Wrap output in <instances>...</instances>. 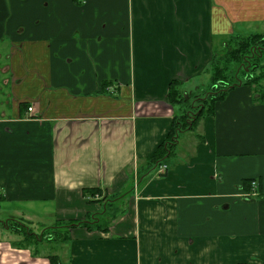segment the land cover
Instances as JSON below:
<instances>
[{
  "label": "crops",
  "instance_id": "1",
  "mask_svg": "<svg viewBox=\"0 0 264 264\" xmlns=\"http://www.w3.org/2000/svg\"><path fill=\"white\" fill-rule=\"evenodd\" d=\"M232 33H264V0H0V264H264L251 86L182 132L177 154L180 133L165 176L144 174L180 112L170 85L207 92L215 38ZM94 218L107 229L79 224ZM15 221L62 239L24 244Z\"/></svg>",
  "mask_w": 264,
  "mask_h": 264
},
{
  "label": "trees",
  "instance_id": "2",
  "mask_svg": "<svg viewBox=\"0 0 264 264\" xmlns=\"http://www.w3.org/2000/svg\"><path fill=\"white\" fill-rule=\"evenodd\" d=\"M230 38L226 42V46H222V50L218 53L217 48H214L213 57L209 63V73L211 75V89L207 91L202 98L194 99L193 103L201 100L197 106L198 112L190 113L186 112L181 115L178 112L174 118L171 129L160 145L157 147L153 155L147 160V168L144 169V174L150 169L158 168L164 164L165 160L175 155V147L178 143L179 135L185 132L200 119L207 115H213L215 113L216 103L223 100L226 94L239 86H251L253 88L252 101L255 103L264 104V88L262 91H258L254 88L255 84L263 85L264 81V33H251L247 35L235 34L229 36ZM232 37V38H231ZM231 40V41H230ZM230 41V42H229ZM229 42V43H228ZM258 71V72H257ZM106 83H104L105 85ZM177 83H172L168 92V100L170 104L176 106L180 110V104L184 101V97L176 87ZM260 88V87H259ZM256 94V95H255ZM255 95V96H254ZM180 96V97H178ZM208 103V107L205 109V105ZM185 104V102H184ZM182 104V105H184ZM191 103H189L190 106ZM25 106V104H22ZM166 172L159 173V176H165ZM253 179H243L242 185L245 192L250 191V185ZM95 194L97 190L91 191ZM105 200V199H104ZM114 199L106 200L105 215L113 218L117 210L111 204ZM105 216V217H106ZM20 222V221H15ZM13 222V223H15ZM92 223L82 222L79 224H85L88 228L90 224H94L96 228L106 230L108 225L104 218H94ZM13 223L6 222L5 226L12 227ZM21 224L23 222H20ZM78 224V223H76ZM76 224L70 222L63 223L56 228L70 227ZM25 225L28 232H22L24 244L34 243L40 240L47 241H61V231L54 228L53 231L45 229L40 235L35 233L31 227ZM16 230V229H15ZM18 231V230H16ZM50 231L51 233H46ZM21 232V231H19ZM27 237V239H26ZM52 264H57V257L50 256Z\"/></svg>",
  "mask_w": 264,
  "mask_h": 264
},
{
  "label": "rangeland",
  "instance_id": "3",
  "mask_svg": "<svg viewBox=\"0 0 264 264\" xmlns=\"http://www.w3.org/2000/svg\"><path fill=\"white\" fill-rule=\"evenodd\" d=\"M235 33H232V34H230V35H234ZM230 37L229 36H226V37H223V39H222V41H221V43L218 45V47H216V45L215 44H217L218 42H219V38L218 37H216L215 38V44H214V47L215 48H217V51H218V53L222 50L221 48H222V46L223 47H225L226 46V42H227V40L229 39ZM232 38V37H231ZM231 41V40H230ZM229 41V42H230ZM228 42V43H229ZM258 72V71H257ZM205 78H203L202 79V83H203V88H202V90H207L206 88H208V91L211 89V84H209L210 83V76L209 75H205L204 76ZM209 85H210V87H209ZM261 86H259L258 84H255L254 85V88H256L258 91L260 90V91H262L263 90V86H262V84H260ZM260 87V88H259ZM207 92H204V93H198L197 95H196V97L195 96H192L191 98H184V101H182V103L180 104V113H181V115H183L184 113H188V112H190V113H195V114H197V112H198V108H197V106L199 105L198 103L201 101V100H199V101H197L196 103H193V101H194V99H196L197 97H199V96H205V94H206ZM178 97H180V96H178ZM184 102H185V104H184ZM189 103H191L190 104V106H189ZM182 104H184V105H182ZM208 103H206V105L204 106L205 107V109L208 107ZM199 107V106H198ZM189 135H191V134H189ZM186 137V138H185ZM187 137H189V136H186V135H184L183 133L181 134V136H180V140H181V142H180V144H179V146H178V148L176 149V153L178 154L179 152V150H181L182 148H183V146H188L189 144H190V142H189V139L187 138ZM183 159H185V157L183 158ZM173 162H174V160L173 159H170V160H168V162H167V167L170 169L171 168V166L173 165ZM164 172H166L167 170H166V168H164V170H163ZM164 172H162V173H164ZM247 194V193H246ZM247 195H251V194H247ZM1 224V223H0ZM1 225H0V229H1ZM12 228H14V229H16V230H18V231H21V232H28V228L25 226V225H23V223L21 224L20 222H15V223H13L12 224ZM34 230H36V232L37 233H40V231H41V229H34ZM60 231V230H59ZM46 233H51L50 231H47ZM26 239H27V237H26Z\"/></svg>",
  "mask_w": 264,
  "mask_h": 264
},
{
  "label": "built area",
  "instance_id": "4",
  "mask_svg": "<svg viewBox=\"0 0 264 264\" xmlns=\"http://www.w3.org/2000/svg\"><path fill=\"white\" fill-rule=\"evenodd\" d=\"M31 110H32V109H31L30 107H28V108H27V111H28V112H31ZM164 168H166V166H164V165H161V166L159 167V170H158V171H159V173H162V172H164V171H163V170H164ZM255 184H256L255 182H252V184H251V189H252V191H253V189H255V188H256Z\"/></svg>",
  "mask_w": 264,
  "mask_h": 264
},
{
  "label": "flooded vegetation",
  "instance_id": "5",
  "mask_svg": "<svg viewBox=\"0 0 264 264\" xmlns=\"http://www.w3.org/2000/svg\"><path fill=\"white\" fill-rule=\"evenodd\" d=\"M250 190H252V189H251V185H250Z\"/></svg>",
  "mask_w": 264,
  "mask_h": 264
}]
</instances>
